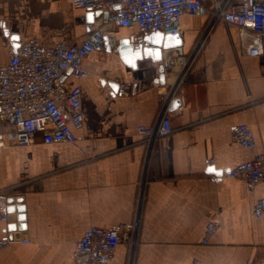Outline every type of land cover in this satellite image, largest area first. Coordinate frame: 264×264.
<instances>
[{
  "label": "crops",
  "instance_id": "obj_1",
  "mask_svg": "<svg viewBox=\"0 0 264 264\" xmlns=\"http://www.w3.org/2000/svg\"><path fill=\"white\" fill-rule=\"evenodd\" d=\"M214 2L207 1L208 10ZM96 18L70 0H0V65L9 59L14 35L18 42L77 44ZM207 22L182 17L183 46L137 70L105 47L89 55L87 76L67 81L82 89L84 123L74 142L47 145L40 136L29 142L20 134L0 147V192L10 190L26 207V229L12 234L28 241L0 248V264H74L76 241L87 230L135 220L141 188L138 243L121 244L110 264H264V218L252 212L264 198V183L250 190L242 179L208 173L212 166L227 173L264 153V57L246 55L238 28L224 22L194 56ZM114 33L119 41L133 31ZM186 65L176 95L182 109L171 111L174 131L149 152L138 132L157 123L161 95ZM117 84L129 86L127 96L117 94ZM240 124L254 132V149L232 138ZM210 220L219 230L203 245ZM7 226L0 218V237L10 233Z\"/></svg>",
  "mask_w": 264,
  "mask_h": 264
},
{
  "label": "built area",
  "instance_id": "obj_2",
  "mask_svg": "<svg viewBox=\"0 0 264 264\" xmlns=\"http://www.w3.org/2000/svg\"><path fill=\"white\" fill-rule=\"evenodd\" d=\"M208 0H70L75 9L98 14L99 18L89 23L86 39L77 44L57 43L46 45L38 38L19 42L17 49L10 50L9 59L0 65V147L10 146L21 134L29 142L40 136L42 144L74 142L75 133L83 128L84 112L82 89L69 88L70 76L82 80L87 76L85 59L104 51V40L111 49L117 48L114 28L133 31L129 37L134 46H139L145 36L161 32L165 35L181 34V19L184 16L207 17L194 50L197 55L205 46L210 34L219 22L238 28L240 45L246 55L264 57V0H215L212 10ZM185 66L177 82L161 95L162 110L157 123L141 128L139 135L152 152L159 141L173 133L170 105L188 72ZM130 88L119 85L118 95L127 96ZM182 106L177 108L181 110ZM235 142L245 149L256 147L254 132L247 125L232 127ZM213 165V161H208ZM222 177L244 180L251 190L264 183V153L240 163ZM9 191L0 192V218L8 215ZM141 188L138 214L130 223L108 228L92 227L77 241L73 253L74 264H110L121 244L134 247L138 242L139 212L144 198ZM253 216L264 218V198L253 206ZM219 230V224L210 220L205 226L203 245H209ZM28 243L10 233L0 237V248L9 244Z\"/></svg>",
  "mask_w": 264,
  "mask_h": 264
},
{
  "label": "water",
  "instance_id": "obj_3",
  "mask_svg": "<svg viewBox=\"0 0 264 264\" xmlns=\"http://www.w3.org/2000/svg\"><path fill=\"white\" fill-rule=\"evenodd\" d=\"M13 48L17 49L19 46L18 36H12ZM108 39L104 40V47L108 52H118L122 62L133 70L139 68L141 62H151L154 64L161 63L164 59V52L177 49L183 46V39L179 34L177 35H165L161 32L153 33L145 36L142 43L139 46H134L129 38L119 40L117 43L116 50L108 48ZM164 70L162 68L159 81L164 80ZM119 84H117V89ZM181 102L179 100H173L170 105V111L177 109ZM209 174H213L216 177H222L224 172H220L210 167L208 170ZM8 215L6 222L8 224L7 231L12 233L23 231L26 229V207L24 205V199L9 198L8 200Z\"/></svg>",
  "mask_w": 264,
  "mask_h": 264
}]
</instances>
